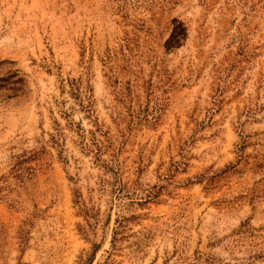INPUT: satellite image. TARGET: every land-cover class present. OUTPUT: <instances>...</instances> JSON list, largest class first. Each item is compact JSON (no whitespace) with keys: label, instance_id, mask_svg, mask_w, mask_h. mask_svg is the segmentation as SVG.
Wrapping results in <instances>:
<instances>
[{"label":"rangeland","instance_id":"obj_1","mask_svg":"<svg viewBox=\"0 0 264 264\" xmlns=\"http://www.w3.org/2000/svg\"><path fill=\"white\" fill-rule=\"evenodd\" d=\"M1 60L0 264H264V0H0Z\"/></svg>","mask_w":264,"mask_h":264},{"label":"trees","instance_id":"obj_2","mask_svg":"<svg viewBox=\"0 0 264 264\" xmlns=\"http://www.w3.org/2000/svg\"><path fill=\"white\" fill-rule=\"evenodd\" d=\"M7 64H12V62L9 61H5V60H1L0 61V98H14V97H19V96H23L25 93L24 90V86H25V82H24V78L19 74V72L17 70H6L4 72V70H2V67L4 65ZM146 89V96L150 95V91H151V85H147L144 86ZM130 89L127 88V93L126 94H120L121 97H124L125 100L130 101ZM123 101V99L121 100ZM158 113V114H157ZM160 113V108H156V110L154 109V113L152 114V119L154 122L158 121V118ZM96 131L91 133L92 135H94L96 132L99 133L100 136L105 137V135H102V129L98 124H94ZM94 140V139H93ZM92 144L94 145V147L96 148L95 150L97 151L96 156L97 158H99V154L101 153V149H100V140H96V142H92ZM117 156V151L116 149L113 150L112 153V161L114 162L115 157ZM97 161H100V159H96ZM123 190V186L120 184L119 185V192H122ZM154 194L152 193H148L145 194L143 198V203H148L150 200L154 199ZM121 217V218H120ZM137 217L135 216H131L130 219L135 220ZM125 218H123V216H118L115 220V225L116 227H114L113 230V237H112V241H111V247L114 246V241L116 240V236L119 233L118 229L122 228V224L124 222ZM95 251L93 252V254L95 255Z\"/></svg>","mask_w":264,"mask_h":264}]
</instances>
